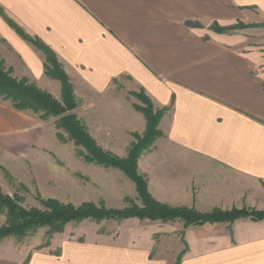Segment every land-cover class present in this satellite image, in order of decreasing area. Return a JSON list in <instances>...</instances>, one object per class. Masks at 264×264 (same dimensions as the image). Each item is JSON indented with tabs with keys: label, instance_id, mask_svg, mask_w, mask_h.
Masks as SVG:
<instances>
[{
	"label": "crops",
	"instance_id": "0c3cea01",
	"mask_svg": "<svg viewBox=\"0 0 264 264\" xmlns=\"http://www.w3.org/2000/svg\"><path fill=\"white\" fill-rule=\"evenodd\" d=\"M253 12L264 18V0H0V39L23 76L61 98L59 82L45 73L43 52L6 17L48 45L80 105L109 132V143L130 145L126 135L146 127L140 111L111 98L119 77L168 108L159 125L163 137L138 161L157 200L202 211L264 208V74L231 35L185 23L226 24ZM16 123L0 112V131ZM152 228L63 238L53 250L0 243V264H174L175 250L167 244L176 234ZM184 239L180 264H264V219L190 225Z\"/></svg>",
	"mask_w": 264,
	"mask_h": 264
},
{
	"label": "rangeland",
	"instance_id": "374dc122",
	"mask_svg": "<svg viewBox=\"0 0 264 264\" xmlns=\"http://www.w3.org/2000/svg\"><path fill=\"white\" fill-rule=\"evenodd\" d=\"M237 21H242L249 26L226 31L225 33L231 35V41L235 43L237 50L250 53L256 58L258 62L256 69L264 74V18H260L253 12L248 18ZM237 21L226 24H222L221 22L218 23L222 26H226L232 25ZM200 23L202 24V29H204L207 34L217 33L214 28H212L213 21ZM11 57L10 50L7 48L4 41L0 39V61H3L5 68L11 69L12 75L15 78L19 80L27 78L40 89L51 93L55 97L53 94L54 89H52L53 91L43 89L27 76H23L20 67L15 61L11 60ZM11 63H14V66L11 65ZM61 64L64 71H66L64 64L62 62ZM66 73L68 74L67 71ZM57 81L61 89V83L59 80ZM141 91L142 88L136 86L130 78L121 76L112 83L110 96L111 98H116L121 106L136 111L133 104H142L140 98L136 96V94ZM77 101L79 104L75 111L79 118L85 122L98 144L105 150L111 151L120 157H124L121 156V154L125 150L127 155L131 144L126 145L122 141L120 145L109 143L110 138L106 139L108 138L109 132L103 131L102 128L99 129L100 125L94 122L96 118L87 111L88 105H80L81 103L78 98ZM11 107L12 105L9 101L0 97V112L4 116L13 118L15 122H17L14 130L0 131V140L4 141L3 145H0V186L4 193L12 197H19L20 204L27 208L37 207L42 209L43 206L39 198H57L62 202L73 203L75 205H79L85 201H93L97 204L104 202L109 208H124L131 204L127 201V197H129L135 203L141 204L135 184L122 171L86 162L78 153V147H76L71 140L67 138V140L64 141L58 138L57 132L62 130H58L55 126L56 118L51 117L46 120H41L32 112L21 110V112L12 111ZM153 107L154 110L161 109V107L156 106L154 102ZM140 117H142L141 119L143 121H146L143 114ZM23 123H28L29 128H18V126ZM143 132L140 134H143ZM133 133L134 132L126 135V137L132 139V142L135 140ZM117 140L120 141L118 138ZM10 141H14L15 144H11ZM145 153L148 152H144V154ZM262 184L264 186V183ZM241 208L259 211L264 210V208L252 206H243ZM5 220V214L0 213V226ZM154 224L161 228L168 227L172 229L171 234H176L173 236L174 242L171 243L170 241L167 244L169 248L175 250V264L178 260L177 254L182 251L179 253L177 252L180 248H183L185 244V227L180 220L167 222L161 220L141 221V219L138 218L102 221L84 220L82 222L68 223L63 232L54 233L51 236L48 234L47 228H40L21 239L9 237L0 241V243L14 247H26L30 250L40 248L42 250H53L57 243L63 238H77L81 236L96 238L99 235L107 234L117 236L119 234L136 233L138 231L142 233L144 230H153L152 226ZM163 238L159 235L158 239L163 240ZM165 247L167 246L165 245Z\"/></svg>",
	"mask_w": 264,
	"mask_h": 264
},
{
	"label": "trees",
	"instance_id": "16d2710c",
	"mask_svg": "<svg viewBox=\"0 0 264 264\" xmlns=\"http://www.w3.org/2000/svg\"><path fill=\"white\" fill-rule=\"evenodd\" d=\"M6 20L18 34L43 52L45 73L60 81L61 98H55L27 78L21 80L15 78L12 70L5 68L3 61H0V97L9 101L14 108L32 112L41 120L56 118L55 126L58 130H62L57 132L58 138L64 141L67 138L71 140L78 147V153L86 162L122 171L135 184L141 204L135 203L129 197L127 201L131 204L124 208H109L104 202L97 204L93 201H85L75 205L62 202L57 198H39L42 209L27 208L20 204L19 197L4 193L0 186V213L6 216L5 222L0 226V241L9 237L21 239L40 228H47L51 236L54 233L63 232L68 223L84 220L102 221L128 218L163 222L180 220L184 227H188L205 223H232L240 218L264 219V210L234 207L229 210L214 208L202 212L195 207L172 206L157 200L149 190L146 177L139 172L138 161L144 152L151 151L157 140L164 135L159 125L168 108L162 107L154 110L152 99L142 89L136 94L142 104L135 103L133 107L145 117L146 127L143 134L133 133L135 140L124 157L105 150L75 112L79 102L70 77L64 71L57 54L39 38L27 34L12 19L6 17ZM213 22L212 28L217 33L249 26L242 21L226 26L220 25L216 20ZM185 23L191 28H202L199 21L187 20ZM180 263L181 257L175 264Z\"/></svg>",
	"mask_w": 264,
	"mask_h": 264
}]
</instances>
